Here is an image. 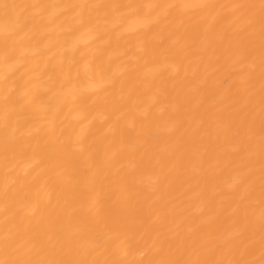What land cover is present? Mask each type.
<instances>
[{
    "label": "bare ground",
    "instance_id": "6f19581e",
    "mask_svg": "<svg viewBox=\"0 0 264 264\" xmlns=\"http://www.w3.org/2000/svg\"><path fill=\"white\" fill-rule=\"evenodd\" d=\"M0 264H264V0H0Z\"/></svg>",
    "mask_w": 264,
    "mask_h": 264
}]
</instances>
